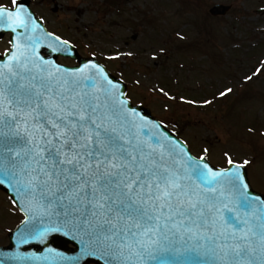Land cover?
Returning a JSON list of instances; mask_svg holds the SVG:
<instances>
[{
	"label": "snow or ice",
	"instance_id": "1",
	"mask_svg": "<svg viewBox=\"0 0 264 264\" xmlns=\"http://www.w3.org/2000/svg\"><path fill=\"white\" fill-rule=\"evenodd\" d=\"M10 3L0 4V32L12 33L0 56V187L25 219L8 259L264 264V194L250 187V162L225 153L226 167L211 166L143 115L102 64L70 69L46 59L42 47L71 45L44 30L23 0ZM52 234L70 236L75 254L21 251Z\"/></svg>",
	"mask_w": 264,
	"mask_h": 264
},
{
	"label": "rangeland",
	"instance_id": "2",
	"mask_svg": "<svg viewBox=\"0 0 264 264\" xmlns=\"http://www.w3.org/2000/svg\"><path fill=\"white\" fill-rule=\"evenodd\" d=\"M216 3L232 9L214 17ZM31 7L83 57L125 81L135 104L180 128L197 157L218 167H226L225 153L248 160L251 186L264 193V0H32ZM9 47V37L0 38V53ZM21 217L0 189V244Z\"/></svg>",
	"mask_w": 264,
	"mask_h": 264
},
{
	"label": "water",
	"instance_id": "3",
	"mask_svg": "<svg viewBox=\"0 0 264 264\" xmlns=\"http://www.w3.org/2000/svg\"><path fill=\"white\" fill-rule=\"evenodd\" d=\"M23 2L25 3L26 6L30 7V4H29V0H23ZM230 10V6H227V5H223V4H216L215 6H213L211 8V13L213 15H225L228 13V11ZM32 11V10H31ZM33 12V11H32ZM34 14V12H33ZM35 15V14H34ZM36 16V15H35ZM40 20V19H39ZM40 23H41V26L44 30L47 31V29L45 28V26L43 25V23L41 22L40 20ZM7 32H10V31H7ZM48 32V31H47ZM6 32H0V35H3L5 34ZM62 40V39H61ZM54 41H52L51 39L47 40V41H44V44L47 45V44H53ZM71 45V44H70ZM41 53L43 55V53L47 54L48 56H45L46 59H49V60H53L57 63V56L59 54H62V55H66V56H72L74 58H77L79 61H80V65L79 66H83V64L85 63H88V62H92V61H95V62H98L96 59H82L81 57L78 56L75 48L71 45V49L70 51H66V52H58V51H53L52 49L48 48V47H42L41 49ZM100 63V62H98ZM59 64V63H58ZM101 64V63H100ZM64 66V65H62ZM104 66V65H103ZM64 67H67V66H64ZM105 67V66H104ZM67 68H75V67H67ZM106 68V67H105ZM107 69V68H106ZM108 70V69H107ZM109 71V70H108ZM110 73V71H109ZM111 74V73H110ZM111 77L116 79V80H119L124 86L125 84L120 80L118 79L117 77L113 76L111 74ZM126 88V86H125ZM137 109L145 116H147L149 119H155L153 118V116L151 115V111L147 108H144L142 106H136ZM156 120V119H155ZM182 141V140H181ZM251 187V186H250ZM3 188V187H1ZM5 189V188H3ZM6 190V189H5ZM7 192L10 193V195L13 197V199H15V197L13 196V194L10 192V190H6ZM253 191V190H252ZM254 193H256L255 191H253ZM258 195H261L259 193H256ZM261 199H264V195H261ZM19 206V205H18ZM54 239H60L59 242H56L54 241ZM66 242H72L74 245L77 246L76 242H74L72 240V238L70 236H64L63 234H52L49 238H48V242L47 244H39V243H34L32 245H29V246H24L21 251H26V252H29V253H36L38 255H45L46 254V251H47V248L51 247V245H54L56 247H59L61 249H64V250H61L59 248H55V250L57 251H60V252H63L65 253L66 255H74L75 254V251H71V250H68V249H65L63 244L66 243ZM57 243V244H56ZM32 246V248H31ZM10 251H7L6 252H9V254H12L16 251V249L11 248L9 249ZM15 250V251H13ZM10 256V255H9ZM14 264H16V262L14 261Z\"/></svg>",
	"mask_w": 264,
	"mask_h": 264
},
{
	"label": "trees",
	"instance_id": "4",
	"mask_svg": "<svg viewBox=\"0 0 264 264\" xmlns=\"http://www.w3.org/2000/svg\"><path fill=\"white\" fill-rule=\"evenodd\" d=\"M175 73H176V72H175ZM175 73H174V74H175ZM172 76H173V75H172ZM177 84H178V83H177ZM162 88H163V87H162ZM164 89H165V88H164ZM172 92H176V93L179 95V97H181L180 93H178L177 91H172ZM172 92L170 93V94H171L170 96H171V98L173 99V98H175L177 95H176L175 93H172Z\"/></svg>",
	"mask_w": 264,
	"mask_h": 264
}]
</instances>
